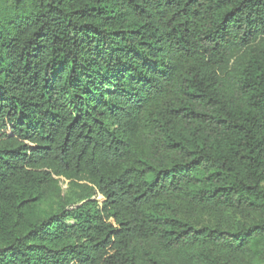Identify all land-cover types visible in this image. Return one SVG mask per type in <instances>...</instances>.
I'll list each match as a JSON object with an SVG mask.
<instances>
[{
	"label": "trees",
	"instance_id": "1",
	"mask_svg": "<svg viewBox=\"0 0 264 264\" xmlns=\"http://www.w3.org/2000/svg\"><path fill=\"white\" fill-rule=\"evenodd\" d=\"M0 264H264V0H0Z\"/></svg>",
	"mask_w": 264,
	"mask_h": 264
},
{
	"label": "rangeland",
	"instance_id": "2",
	"mask_svg": "<svg viewBox=\"0 0 264 264\" xmlns=\"http://www.w3.org/2000/svg\"><path fill=\"white\" fill-rule=\"evenodd\" d=\"M61 187H62L64 193H67L68 192V187H67V185H66L65 182L61 183Z\"/></svg>",
	"mask_w": 264,
	"mask_h": 264
}]
</instances>
